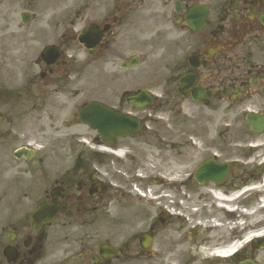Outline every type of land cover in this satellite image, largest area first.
Returning a JSON list of instances; mask_svg holds the SVG:
<instances>
[{
  "label": "flooded vegetation",
  "instance_id": "flooded-vegetation-1",
  "mask_svg": "<svg viewBox=\"0 0 264 264\" xmlns=\"http://www.w3.org/2000/svg\"><path fill=\"white\" fill-rule=\"evenodd\" d=\"M55 1L46 4L64 7L52 22L0 27V264H118L122 254H147L137 242L142 232L157 237L159 264H264V0ZM88 26L94 43L86 50L77 35ZM37 37L58 47L53 73L125 59L126 45H162L161 77L126 73L119 103L111 94L113 107L140 119L137 133L110 150L96 134L90 149L85 135L71 134L33 159L6 150L7 99L30 127L20 123L18 136L29 138L45 133L46 121L58 123L82 94L22 86L20 69L18 80L6 77V62H41L32 51ZM139 90L161 91L157 110L166 122L152 117L154 104L128 103ZM204 160L219 179L198 182ZM44 201L58 210L34 228L30 213Z\"/></svg>",
  "mask_w": 264,
  "mask_h": 264
},
{
  "label": "rangeland",
  "instance_id": "rangeland-1",
  "mask_svg": "<svg viewBox=\"0 0 264 264\" xmlns=\"http://www.w3.org/2000/svg\"><path fill=\"white\" fill-rule=\"evenodd\" d=\"M39 46V44H38ZM25 65V63H22L21 66L23 67ZM7 69L9 70V68L7 67ZM92 71H94V69L92 68ZM14 147V146H13ZM134 261L133 264H148L147 263V258H142L139 255L138 256H134Z\"/></svg>",
  "mask_w": 264,
  "mask_h": 264
},
{
  "label": "water",
  "instance_id": "water-1",
  "mask_svg": "<svg viewBox=\"0 0 264 264\" xmlns=\"http://www.w3.org/2000/svg\"><path fill=\"white\" fill-rule=\"evenodd\" d=\"M97 110H98V109L96 108V111H94V112H95V113H98L99 110H98V111H97Z\"/></svg>",
  "mask_w": 264,
  "mask_h": 264
}]
</instances>
